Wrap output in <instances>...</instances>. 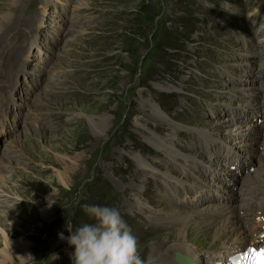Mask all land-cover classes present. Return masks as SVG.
Instances as JSON below:
<instances>
[{
	"label": "rangeland",
	"instance_id": "374dc122",
	"mask_svg": "<svg viewBox=\"0 0 264 264\" xmlns=\"http://www.w3.org/2000/svg\"><path fill=\"white\" fill-rule=\"evenodd\" d=\"M13 1L0 0V261L6 229L27 264H73L87 204L117 208L149 264L170 238L152 223L253 200L264 0H23L12 17Z\"/></svg>",
	"mask_w": 264,
	"mask_h": 264
},
{
	"label": "bare ground",
	"instance_id": "6f19581e",
	"mask_svg": "<svg viewBox=\"0 0 264 264\" xmlns=\"http://www.w3.org/2000/svg\"><path fill=\"white\" fill-rule=\"evenodd\" d=\"M22 3L23 0H14L12 2V5L14 6L13 11H10L8 15L12 14V17H14V15L18 13L17 11L20 9ZM252 95L253 97L256 96V94L253 93L251 96ZM261 108L263 111L261 113L263 114L264 105H262ZM92 124L95 127L97 126L98 129L103 128L102 122L98 123L92 120ZM259 124L261 125L260 122ZM254 126L255 125L246 129L245 132H250L248 134L249 136H238V148L244 149L250 144V135L254 134L257 129L259 130V128H256L257 126ZM231 161L234 162V160ZM57 162L59 164L61 163L59 159ZM143 166L146 167L147 165ZM141 167L142 165H140V168ZM150 168L151 167H149V170ZM149 170L147 169L146 171ZM246 180L248 179L246 178ZM251 181L244 182L245 185L249 187V190H253L251 195H253L254 198L253 200L251 199L250 202H243L244 204L241 202L242 204L237 206L235 201L227 202L224 200L223 202V200L220 199V202L222 203L218 206L209 208L210 211L204 215L199 213L193 214L189 212H186L185 214L181 212L177 213L178 211L175 210L174 214H176V216L171 214L166 219H163L165 221L164 223L157 225L152 223V225L158 229L167 231L170 238L167 239L168 243L164 242L165 244L162 245L160 243V247L153 245V249L150 253V256L148 257L149 264H184V262L181 260L182 257H188L190 260H193L195 264H231L227 260L228 257L233 256L237 251H240V249L250 246L251 241L255 239L254 233L259 232L260 230V222L257 223L255 219L258 217L259 213H261L259 211H263L264 209V175L253 179L252 182ZM236 194L230 193L232 200L238 199ZM246 196L247 198L251 197H248V195ZM243 198L245 199V197ZM5 202L6 204L8 203L7 201ZM144 209L145 208H142V213H146ZM250 212L252 214H250V219L248 221H252L253 226H245L244 217ZM6 213L7 212L3 214L6 215ZM52 213V209L42 208L39 211V218L46 222L50 221L52 219ZM154 216L152 215L150 220L154 221ZM246 227L250 228L247 229ZM150 228L153 229L152 226L148 227V229ZM209 230H215V235L218 236H214L213 238L207 236L206 232L209 233ZM2 233L4 236L7 252L5 253L3 260L0 261V264H14V254L17 256L21 264H27V262L30 260V258L27 257L31 256L29 249L30 247L28 244L9 240L7 237L8 235L6 234V229L5 231H2ZM228 237L230 240L231 237H234V242L232 241L233 243L230 244L229 247L220 244V239H228ZM223 242H225V240ZM221 246H223L225 250L220 251ZM20 263L18 262V264Z\"/></svg>",
	"mask_w": 264,
	"mask_h": 264
},
{
	"label": "clouds",
	"instance_id": "9594fccd",
	"mask_svg": "<svg viewBox=\"0 0 264 264\" xmlns=\"http://www.w3.org/2000/svg\"><path fill=\"white\" fill-rule=\"evenodd\" d=\"M83 207L93 222L69 230L67 241L75 248L73 264H144L139 240L117 208ZM60 239H65L62 233Z\"/></svg>",
	"mask_w": 264,
	"mask_h": 264
},
{
	"label": "snow or ice",
	"instance_id": "6c2138e0",
	"mask_svg": "<svg viewBox=\"0 0 264 264\" xmlns=\"http://www.w3.org/2000/svg\"><path fill=\"white\" fill-rule=\"evenodd\" d=\"M251 252L259 257L258 264H264V249L260 250L258 253L255 249H252Z\"/></svg>",
	"mask_w": 264,
	"mask_h": 264
},
{
	"label": "water",
	"instance_id": "95a60500",
	"mask_svg": "<svg viewBox=\"0 0 264 264\" xmlns=\"http://www.w3.org/2000/svg\"><path fill=\"white\" fill-rule=\"evenodd\" d=\"M181 260L184 264H194L188 257H182Z\"/></svg>",
	"mask_w": 264,
	"mask_h": 264
}]
</instances>
